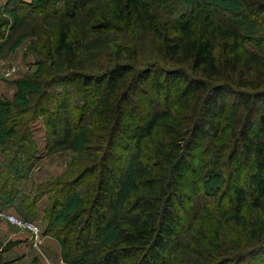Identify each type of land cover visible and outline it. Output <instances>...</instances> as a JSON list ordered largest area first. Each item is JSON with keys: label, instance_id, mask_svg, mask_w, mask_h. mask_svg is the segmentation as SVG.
I'll return each mask as SVG.
<instances>
[{"label": "trees", "instance_id": "16d2710c", "mask_svg": "<svg viewBox=\"0 0 264 264\" xmlns=\"http://www.w3.org/2000/svg\"><path fill=\"white\" fill-rule=\"evenodd\" d=\"M22 25L36 71L0 96V213L64 264L264 251V0H9L0 55ZM41 154L64 169L36 182Z\"/></svg>", "mask_w": 264, "mask_h": 264}, {"label": "rangeland", "instance_id": "374dc122", "mask_svg": "<svg viewBox=\"0 0 264 264\" xmlns=\"http://www.w3.org/2000/svg\"><path fill=\"white\" fill-rule=\"evenodd\" d=\"M9 0H0V11L2 7L7 4ZM25 3L39 4L43 0H21ZM24 16L23 13H20L19 17ZM28 24L33 23L30 19ZM16 32L12 35L7 48L0 55V78L7 83V85L15 91V81L23 79L25 76H30L36 71L35 56L29 52V44L32 39L30 38V29L28 25H22L16 28ZM10 38V36H9ZM15 42V44H13ZM13 44V45H12ZM9 48L11 50H9ZM11 69H14L12 71ZM40 124V125H39ZM39 129H36L34 135L36 142L38 143L39 149L44 148L43 125L41 122H38ZM38 127V126H37ZM41 162L39 163V170L36 172V176L39 177V181H43L45 178L59 176L64 169L65 157L60 159L57 157H51L45 154H41ZM28 182L33 183L29 180ZM8 211V210H7ZM6 212V211H5ZM8 213H13L8 211ZM38 224V223H37ZM10 240L0 239L2 247L7 246L10 243ZM14 245V244H13ZM11 249V248H10ZM12 250V249H11ZM10 250V251H11ZM249 264H264V251L259 252L258 255L253 257L252 260L248 261Z\"/></svg>", "mask_w": 264, "mask_h": 264}, {"label": "crops", "instance_id": "0c3cea01", "mask_svg": "<svg viewBox=\"0 0 264 264\" xmlns=\"http://www.w3.org/2000/svg\"><path fill=\"white\" fill-rule=\"evenodd\" d=\"M13 94V86L10 88L0 78V96L11 100ZM0 239L10 240L15 243V246L7 256L11 259H18L20 264H31V262L33 264H60V246L52 238L44 237L40 253H36L29 248L27 237L24 233L17 231L0 219Z\"/></svg>", "mask_w": 264, "mask_h": 264}, {"label": "built area", "instance_id": "2783aa9c", "mask_svg": "<svg viewBox=\"0 0 264 264\" xmlns=\"http://www.w3.org/2000/svg\"><path fill=\"white\" fill-rule=\"evenodd\" d=\"M11 70L14 71V69ZM0 219L17 231L24 233L27 237L29 248L36 253H40L44 236L42 235L41 228L35 221L24 220L13 213H8V211L1 212ZM60 264H63V262L60 261Z\"/></svg>", "mask_w": 264, "mask_h": 264}]
</instances>
